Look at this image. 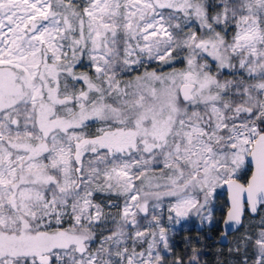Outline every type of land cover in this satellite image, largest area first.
I'll return each instance as SVG.
<instances>
[{
  "label": "snow or ice",
  "instance_id": "6c2138e0",
  "mask_svg": "<svg viewBox=\"0 0 264 264\" xmlns=\"http://www.w3.org/2000/svg\"><path fill=\"white\" fill-rule=\"evenodd\" d=\"M222 187L264 264V0H0V264H201Z\"/></svg>",
  "mask_w": 264,
  "mask_h": 264
},
{
  "label": "trees",
  "instance_id": "16d2710c",
  "mask_svg": "<svg viewBox=\"0 0 264 264\" xmlns=\"http://www.w3.org/2000/svg\"><path fill=\"white\" fill-rule=\"evenodd\" d=\"M250 173L251 171L249 172L248 176L242 180V182H245L248 179ZM223 202V205L218 207L216 210V225H213L211 228L207 229L203 224L200 230H196V223H189L187 225L181 226L176 231L173 236V241L177 250L185 257V259H187V256L191 254L192 248H195L200 253L201 264H228L226 253L228 245H220L217 241V238L221 233V223L227 209L226 194L223 198ZM261 214H264V208L258 210L255 216H252L248 211H246L245 221H257ZM242 230L243 225L231 236L237 235ZM189 241L190 243H188ZM217 247H220L221 249L217 250Z\"/></svg>",
  "mask_w": 264,
  "mask_h": 264
},
{
  "label": "rangeland",
  "instance_id": "374dc122",
  "mask_svg": "<svg viewBox=\"0 0 264 264\" xmlns=\"http://www.w3.org/2000/svg\"><path fill=\"white\" fill-rule=\"evenodd\" d=\"M224 197H225V190H224V187L217 189V194H216V197H215V199H214V201H213V204H212V207H211V215H212V217H213V220H212V223H211V224L208 223L207 220L202 219L201 217L192 216V217H190L187 221H183V222L181 223V225L176 226L175 229H174V234L176 233V231H177L181 226L187 225V224H189V223L195 224V223H197V222H200V223L204 224V225L206 226L207 229H208V228H211L213 225H216V222H217V221H216V216H217V214H216V210L218 209V207H220L221 205H223V203H224V202H223V198H224ZM204 215H207V213H204ZM258 220H259V219H258ZM258 220H257V221H258ZM238 235H239V233H238L237 235H235V236H231L230 242H229V244H228V248H227V251H226V253H227V263H228V264H229V261H231V260L234 259V254L230 253V252H229V249L233 246V243L235 242L236 237H237ZM173 236H174V235L171 236V242L175 245V243H174V241H173ZM187 238H188V236H187ZM216 249H217V250H220L221 248H220V247H217ZM174 251H175L176 253L180 254L179 251H178L177 248H176V245H175V247H174ZM215 251H216V250H215ZM180 255H181V254H180Z\"/></svg>",
  "mask_w": 264,
  "mask_h": 264
},
{
  "label": "water",
  "instance_id": "95a60500",
  "mask_svg": "<svg viewBox=\"0 0 264 264\" xmlns=\"http://www.w3.org/2000/svg\"><path fill=\"white\" fill-rule=\"evenodd\" d=\"M254 170H255V169H254V166H253V167H252V171H254ZM250 177H251V173H250L248 179H250ZM241 182H242V181H241ZM224 190H225V194H226V205H227V209H226L225 215H224V217H223V220L227 218V213H228L229 208H230L229 192H228V190H227L226 187H224ZM246 211H248L252 216H255V215L257 214V213H256V214H252V213L250 212V210H249V208H248L247 205H245V214H246ZM223 220H222V222H223ZM202 226H203L202 223L197 222L196 225H195V228H196V230H200ZM240 227H241V226L237 227V228L232 232V234L235 233L237 230H239ZM222 229H223V224L221 223V233H220L219 237L217 238V241H218V243H219L220 245L225 246V245H228V243L230 242V236H231L232 234L229 235V237H228L227 240H222V238H221V237H222Z\"/></svg>",
  "mask_w": 264,
  "mask_h": 264
}]
</instances>
